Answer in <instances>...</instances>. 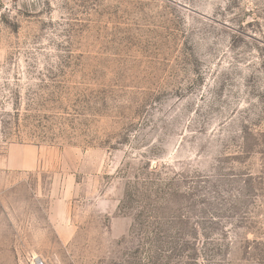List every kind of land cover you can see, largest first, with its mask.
<instances>
[{
	"label": "rangeland",
	"instance_id": "374dc122",
	"mask_svg": "<svg viewBox=\"0 0 264 264\" xmlns=\"http://www.w3.org/2000/svg\"><path fill=\"white\" fill-rule=\"evenodd\" d=\"M37 263L264 264V0H0V264Z\"/></svg>",
	"mask_w": 264,
	"mask_h": 264
},
{
	"label": "crops",
	"instance_id": "0c3cea01",
	"mask_svg": "<svg viewBox=\"0 0 264 264\" xmlns=\"http://www.w3.org/2000/svg\"><path fill=\"white\" fill-rule=\"evenodd\" d=\"M37 166H38V163H37L36 157L31 158V159H26V157H24V154L22 157H18L15 160L10 157L7 160H5V163H4V168L10 171H21V172L33 171L37 168Z\"/></svg>",
	"mask_w": 264,
	"mask_h": 264
},
{
	"label": "bare ground",
	"instance_id": "6f19581e",
	"mask_svg": "<svg viewBox=\"0 0 264 264\" xmlns=\"http://www.w3.org/2000/svg\"><path fill=\"white\" fill-rule=\"evenodd\" d=\"M38 264V263H37Z\"/></svg>",
	"mask_w": 264,
	"mask_h": 264
},
{
	"label": "built area",
	"instance_id": "2783aa9c",
	"mask_svg": "<svg viewBox=\"0 0 264 264\" xmlns=\"http://www.w3.org/2000/svg\"><path fill=\"white\" fill-rule=\"evenodd\" d=\"M42 264V263H41Z\"/></svg>",
	"mask_w": 264,
	"mask_h": 264
}]
</instances>
